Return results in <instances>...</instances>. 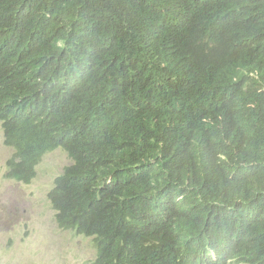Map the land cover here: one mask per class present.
Segmentation results:
<instances>
[{"label": "trees", "instance_id": "16d2710c", "mask_svg": "<svg viewBox=\"0 0 264 264\" xmlns=\"http://www.w3.org/2000/svg\"><path fill=\"white\" fill-rule=\"evenodd\" d=\"M0 121L91 264H264V0H0Z\"/></svg>", "mask_w": 264, "mask_h": 264}, {"label": "rangeland", "instance_id": "374dc122", "mask_svg": "<svg viewBox=\"0 0 264 264\" xmlns=\"http://www.w3.org/2000/svg\"><path fill=\"white\" fill-rule=\"evenodd\" d=\"M14 152L0 121V264H91L95 238L62 229L49 198L55 179L72 163L67 152L47 153L29 184L6 176Z\"/></svg>", "mask_w": 264, "mask_h": 264}, {"label": "clouds", "instance_id": "9594fccd", "mask_svg": "<svg viewBox=\"0 0 264 264\" xmlns=\"http://www.w3.org/2000/svg\"><path fill=\"white\" fill-rule=\"evenodd\" d=\"M219 261V258L215 256L214 258L207 260L204 264H211V263H216Z\"/></svg>", "mask_w": 264, "mask_h": 264}]
</instances>
